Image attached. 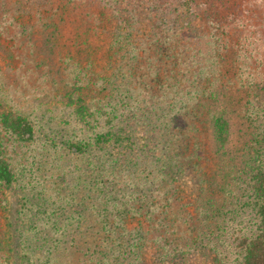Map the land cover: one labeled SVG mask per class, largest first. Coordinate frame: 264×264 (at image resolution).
<instances>
[{"label": "rangeland", "instance_id": "1", "mask_svg": "<svg viewBox=\"0 0 264 264\" xmlns=\"http://www.w3.org/2000/svg\"><path fill=\"white\" fill-rule=\"evenodd\" d=\"M260 1L264 2L257 0L258 7L238 11L237 33L233 32L229 40L231 51L236 53L237 75L242 81L247 80L253 94L247 110L256 118L239 125L232 120L231 125L234 134L242 133L237 135L236 142L239 146L245 144L248 153L258 149L257 142L264 133V7ZM100 17L98 0H0V156L13 176L8 186L0 182V237H6L5 243L0 244V264H16L1 257L6 253L3 249L9 248L13 256H21L23 264H48L30 257L35 245V235L34 243L29 242L32 228H39L40 247L34 252L46 254L51 252L54 239L66 233L63 239L70 236L66 229H59L66 224H83L70 237L79 238L83 233L94 237L86 227L88 223L107 221L113 229L114 206L127 203L142 210L149 199L162 207L158 211L162 220L153 225L155 232L151 238L155 242L146 250V264H160L156 256H151L155 249L164 256L183 254L188 264H240L241 247L237 244L252 232L255 216L242 204L247 199L239 190L234 200H211L216 198L220 191L216 188L221 184L217 158L210 147L212 141L205 148L200 147V155L194 157L202 158L205 165L196 170L199 183L191 182V174L181 173L178 183L183 191L177 196L162 179L155 182L157 187L143 192L130 186L127 177L123 178L125 173L122 177L116 175L114 185L108 187L104 197H97L93 176L80 181L81 167L85 165L80 160V142L83 145L85 139L94 140V135L106 132L118 134L122 124L129 121L136 127H145L144 130H156L164 122L163 114L177 108L175 100L169 99L176 88L182 97L188 93L192 96L194 88L204 83L200 84L204 80L200 72L189 73L183 81L179 72L172 69L180 68L179 63L186 56L185 63L194 65L191 55L181 56L175 42L169 49L173 57L160 56V64L159 58L155 60L154 49L140 34L135 41L136 46L139 43L134 58L137 64L126 69L120 63L121 56L116 58L111 40L98 37ZM145 23L138 27L143 30ZM144 46L148 49L144 50ZM213 53L197 44L195 55L199 61L203 59L201 63L209 61L207 57L211 58ZM162 66L165 92L158 89L151 75L153 68ZM132 76H138L135 84L131 83ZM191 78L194 84L189 83ZM129 84L137 88L138 99L133 98L135 93ZM152 86L158 95L140 96V90L148 92ZM130 105L144 108L143 118L136 115L129 120L134 110ZM19 116L31 126L30 135L20 136L14 130ZM194 128L198 130L197 125ZM132 170L129 168L128 172ZM226 188L223 186V190ZM215 215L224 219L219 225L214 224ZM16 223L17 230H13ZM134 227L129 223L122 226L126 233ZM17 237L23 245L15 244Z\"/></svg>", "mask_w": 264, "mask_h": 264}, {"label": "trees", "instance_id": "2", "mask_svg": "<svg viewBox=\"0 0 264 264\" xmlns=\"http://www.w3.org/2000/svg\"><path fill=\"white\" fill-rule=\"evenodd\" d=\"M260 3L264 7V2ZM255 7H258L257 0H98L101 16L99 19L101 37H98L101 40H111L109 43L113 45L116 58L121 56L120 63L123 67L130 69V66L133 68L137 64L134 58L139 43L136 46L135 41L139 39L140 34L144 36L143 40L147 41V45L154 49L155 60L159 58L160 64H162L160 56L173 57L169 50L172 42L176 43L180 52L182 51L181 56L191 55L189 57L192 58L191 63L194 65L185 63L188 61L186 56L184 62L179 63L180 68H172L179 72L183 81L188 78L189 73L200 72L205 77L202 76L204 80L200 84L204 83L199 88H194L192 96L188 93L182 97L178 93L180 91L178 88L169 95V99L173 98L170 100H175L177 108L167 110L163 114L164 122L162 126L156 127V130L153 127L144 130L145 127H136L129 121L122 124V130L118 134L106 132L99 136L94 135V140L85 139L83 145L80 142V160L85 162L81 167L80 181H86L93 176L95 182L92 186L93 189L96 188L97 197H104L108 187L114 185L116 175L122 177L123 173H125L123 178L127 177L130 186L137 187L143 192L157 187L155 182L162 179L172 188L173 196H177L180 190L183 191V187L178 183L181 173L191 174V182L199 183L197 172L204 164L202 158L194 157L200 155L198 153L200 147L209 145L212 141L210 147L217 158L216 166L221 174L222 186L220 184L216 188L220 191H217L216 198L211 200L219 201L220 198L234 200L239 190L247 199L245 202L241 201L242 204L251 209L253 218L255 216L252 232L243 236L237 244L241 247L240 264H264V133L257 142L260 145L258 149L254 153H248L245 151V144L239 146L240 144L236 142L237 135L242 133L232 132V120H236L239 125V122L244 124L256 117L247 110V103L253 94L248 88L250 85L247 84V80L242 81L237 75V62L234 58L236 53L231 51L233 48L229 40L233 32L237 33L238 11ZM142 22H146L143 30L138 27ZM153 36L156 38H151ZM84 40L88 41L87 35ZM197 44L214 51V56L207 57L209 61L206 63H201L203 59L199 61L195 55ZM146 49L147 46H144V50ZM210 59L213 61L210 62ZM162 70L163 66L153 68L151 75L157 81L158 89L165 92L163 87L166 84L162 82L164 73ZM123 74L124 72H121V75ZM137 77H130L133 78L132 84H135ZM191 82L192 78L189 83ZM129 85L135 93L137 88ZM155 89L156 87L152 86L148 92L140 90V96L147 98L151 93L156 94ZM133 98L138 99L136 93ZM131 107L134 110H131L132 118L129 120H133L136 115L143 118L146 113L144 108ZM14 122L13 128L18 135L31 134V126L25 119L19 116ZM194 125H197L198 130ZM233 137L235 139L232 140ZM74 148L77 149L76 146ZM140 164L142 167L134 172ZM182 165L186 167L185 171ZM129 168H133L130 173ZM12 181L11 170L0 156V182L8 186ZM225 185L227 188L223 190ZM133 192L137 191L131 193ZM146 203L148 206L145 204L142 210H136L133 205L127 203H121L117 208L114 206L113 229L107 221L101 224L96 221L87 224L90 235L94 237L85 236L84 233L79 238L70 237L73 235L71 233L79 226L82 228L83 224L80 222L79 225L77 221L66 224L59 229L62 231L66 229L70 236L63 239L67 233L64 236L61 233L63 237L54 239L51 252L46 254L34 252L40 247L37 242L39 228H32L29 242L32 243V236L35 235V245L32 246L30 257L33 260L43 259L48 264H146V250L155 242L151 238L155 232L153 225L157 226L162 220L161 213L158 212L162 207L151 203L150 199L146 200ZM216 215L213 218L214 224L219 225L224 219ZM127 223L135 227L126 233L123 228ZM17 225L18 223L14 225L13 230H17ZM5 240V235L0 237V244L5 243ZM16 243L23 245L19 237L16 238ZM3 251L8 255L4 253L1 257L11 260L12 263H24L16 252L14 256L11 254L10 248ZM154 251L151 256H156V262L160 264H165L164 261L169 260L172 264H188L183 254L164 256L163 252L156 249Z\"/></svg>", "mask_w": 264, "mask_h": 264}]
</instances>
